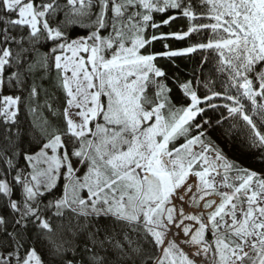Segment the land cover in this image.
Instances as JSON below:
<instances>
[{
  "label": "snow or ice",
  "instance_id": "snow-or-ice-1",
  "mask_svg": "<svg viewBox=\"0 0 264 264\" xmlns=\"http://www.w3.org/2000/svg\"><path fill=\"white\" fill-rule=\"evenodd\" d=\"M0 264H264V0H0Z\"/></svg>",
  "mask_w": 264,
  "mask_h": 264
},
{
  "label": "trees",
  "instance_id": "trees-1",
  "mask_svg": "<svg viewBox=\"0 0 264 264\" xmlns=\"http://www.w3.org/2000/svg\"><path fill=\"white\" fill-rule=\"evenodd\" d=\"M157 19H159V16L157 17ZM185 22L182 20H177L172 24V30H178L181 26H183ZM161 31L167 32L169 31L168 27H163L161 28ZM174 47H182L185 46L184 44L180 43V42H174L173 44ZM156 48L159 49L161 48L160 44L156 45ZM199 58V54H193L187 58H177V63L180 65V67L182 69H184L185 71L190 70L194 64L195 61ZM161 64L166 65L168 67H170V65H167L166 61H160ZM225 150L228 152V155L230 158L232 159H237L239 160L241 163H244L246 166H248V158L245 157L244 155H242L240 152L237 151H228L227 145H224Z\"/></svg>",
  "mask_w": 264,
  "mask_h": 264
}]
</instances>
